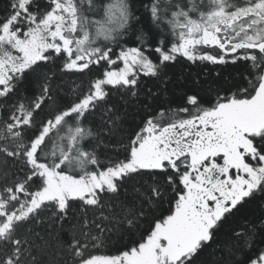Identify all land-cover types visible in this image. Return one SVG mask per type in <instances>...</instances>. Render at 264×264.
<instances>
[{"label": "snow or ice", "instance_id": "6c2138e0", "mask_svg": "<svg viewBox=\"0 0 264 264\" xmlns=\"http://www.w3.org/2000/svg\"><path fill=\"white\" fill-rule=\"evenodd\" d=\"M0 264H264V0H0Z\"/></svg>", "mask_w": 264, "mask_h": 264}]
</instances>
